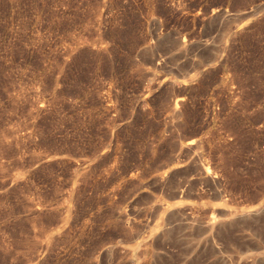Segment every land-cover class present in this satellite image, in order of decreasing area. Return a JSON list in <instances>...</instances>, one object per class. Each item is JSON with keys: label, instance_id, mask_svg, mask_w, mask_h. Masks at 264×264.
<instances>
[{"label": "rangeland", "instance_id": "1", "mask_svg": "<svg viewBox=\"0 0 264 264\" xmlns=\"http://www.w3.org/2000/svg\"><path fill=\"white\" fill-rule=\"evenodd\" d=\"M0 264H264V0H0Z\"/></svg>", "mask_w": 264, "mask_h": 264}, {"label": "bare ground", "instance_id": "2", "mask_svg": "<svg viewBox=\"0 0 264 264\" xmlns=\"http://www.w3.org/2000/svg\"><path fill=\"white\" fill-rule=\"evenodd\" d=\"M230 13V12H229ZM207 40V39H206ZM195 141V140H194ZM189 145L193 143L192 140H190L189 142H187ZM196 143V142H195ZM206 174L208 175V170L206 171Z\"/></svg>", "mask_w": 264, "mask_h": 264}]
</instances>
